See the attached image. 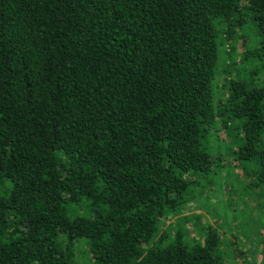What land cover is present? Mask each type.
<instances>
[{
    "label": "trees",
    "instance_id": "1",
    "mask_svg": "<svg viewBox=\"0 0 264 264\" xmlns=\"http://www.w3.org/2000/svg\"><path fill=\"white\" fill-rule=\"evenodd\" d=\"M226 158L264 198V0H0V264H227Z\"/></svg>",
    "mask_w": 264,
    "mask_h": 264
},
{
    "label": "rangeland",
    "instance_id": "2",
    "mask_svg": "<svg viewBox=\"0 0 264 264\" xmlns=\"http://www.w3.org/2000/svg\"><path fill=\"white\" fill-rule=\"evenodd\" d=\"M222 54L225 56V51ZM223 58L218 61V70L223 69L225 64ZM247 68H250V64H247ZM235 70L236 68L233 69ZM224 161L225 165L218 173L212 187L213 191L206 193V197H209L208 209L190 208L184 213L188 214L194 210L201 211L204 219L215 225L220 232L223 231L233 239L232 233L238 235L240 241L235 243L238 245L232 243L229 247L232 251L226 252L227 264H264V198L259 200L251 198L243 201L242 198L245 197L241 195V181L243 180L239 177L241 175L239 165L237 166L233 160L230 161V158ZM246 194H250V191ZM202 203L205 202L202 201ZM234 214H236L235 218H233ZM169 223L179 224V218L173 217L167 220L164 227ZM189 224L187 225L190 229ZM190 232L194 231L191 229Z\"/></svg>",
    "mask_w": 264,
    "mask_h": 264
}]
</instances>
